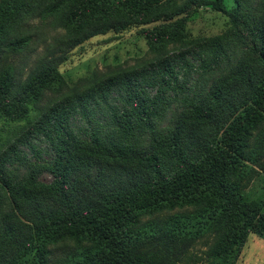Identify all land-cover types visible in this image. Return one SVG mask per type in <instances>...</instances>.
<instances>
[{
  "label": "trees",
  "instance_id": "16d2710c",
  "mask_svg": "<svg viewBox=\"0 0 264 264\" xmlns=\"http://www.w3.org/2000/svg\"><path fill=\"white\" fill-rule=\"evenodd\" d=\"M232 3L0 0V264H198L188 250L211 233L204 264H234L249 234L264 240L263 200L243 194L264 176V0ZM200 8L222 32L188 37ZM33 19L61 32L20 79L5 60ZM149 25V60L59 74L89 38Z\"/></svg>",
  "mask_w": 264,
  "mask_h": 264
},
{
  "label": "rangeland",
  "instance_id": "374dc122",
  "mask_svg": "<svg viewBox=\"0 0 264 264\" xmlns=\"http://www.w3.org/2000/svg\"><path fill=\"white\" fill-rule=\"evenodd\" d=\"M223 4L227 10L233 8L232 0H223ZM225 23L226 19L222 14L213 12L208 8H200L187 19V35L189 38L218 35L223 31ZM152 26L135 27L119 33L108 32L104 35L91 37L70 50L65 61L57 67V70L64 82L71 84L91 71L102 72L109 68H125L141 64L149 60L151 54H149L145 41L139 32L141 29H150ZM26 28L24 35L30 38L28 46L21 53L8 54L5 60V63L11 64L19 71L20 79H24L28 74L45 45L61 32L60 30H52L48 19L45 21L33 19ZM192 79L195 80L196 76L194 75ZM201 83L200 80L196 82V84ZM172 117L173 114L168 113L160 127L168 126ZM18 127H20L19 124H9L7 128H4L3 139H8V143H14ZM34 146L40 151L37 162L47 161L49 156L42 153L45 148L44 144L36 141ZM18 147L28 154L30 161H33V156H31L26 146L21 147L18 145ZM19 174H22V171ZM38 180L48 183L51 177L42 172L38 175ZM243 194L249 199L263 200L261 212L264 214V176L259 174L251 178L243 190ZM212 237V233L204 235L189 248L188 254L193 256L198 264H204L203 256L212 243ZM234 264H264V240L249 234L240 247Z\"/></svg>",
  "mask_w": 264,
  "mask_h": 264
}]
</instances>
